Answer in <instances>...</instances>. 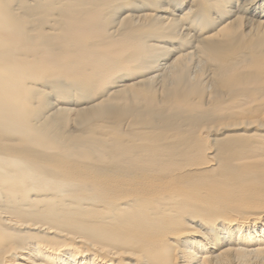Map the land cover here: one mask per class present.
<instances>
[{"label":"bare ground","instance_id":"obj_1","mask_svg":"<svg viewBox=\"0 0 264 264\" xmlns=\"http://www.w3.org/2000/svg\"><path fill=\"white\" fill-rule=\"evenodd\" d=\"M0 264H264V0H0Z\"/></svg>","mask_w":264,"mask_h":264}]
</instances>
